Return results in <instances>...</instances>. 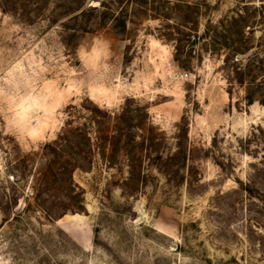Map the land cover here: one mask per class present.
Returning <instances> with one entry per match:
<instances>
[{
  "label": "rangeland",
  "instance_id": "1",
  "mask_svg": "<svg viewBox=\"0 0 264 264\" xmlns=\"http://www.w3.org/2000/svg\"><path fill=\"white\" fill-rule=\"evenodd\" d=\"M261 16L0 0V264H264Z\"/></svg>",
  "mask_w": 264,
  "mask_h": 264
},
{
  "label": "trees",
  "instance_id": "2",
  "mask_svg": "<svg viewBox=\"0 0 264 264\" xmlns=\"http://www.w3.org/2000/svg\"><path fill=\"white\" fill-rule=\"evenodd\" d=\"M248 17V16H247ZM237 18V17H236ZM236 18H234L235 20H237ZM238 18L241 20V21H243V23L241 22V25H240V28L241 29H244V28H247V27H250V29H252V30H254L255 29V27H256V25H255V22H250L249 20H248V18H246L245 16H243L241 13H239L238 14ZM259 24H261L262 26H264V16H261V20L260 21H258V23H257V25H259ZM263 34H262V36H261V38H260V40H259V43H260V45H262L263 47H264V27H263ZM208 32H209V28L207 27V29L205 30V32H204V35H207L208 34ZM251 48V46H249V45H247L246 47H243V48H240L236 53L237 54H240V53H244V52H246L247 50H249ZM238 73H240V72H238ZM241 84L242 83H244L245 82V80L241 77V80L239 81ZM68 125H69V123H68ZM68 127V126H67ZM66 127V129L64 130V132L62 131L60 134H59V140H61V137L64 135V137H62V138H64L66 141H67V143L68 142H71L70 141V139H69V133H71V129H73V128H67ZM75 129H79V127H76ZM73 131V130H72ZM58 143H60L59 141H57ZM66 143V142H65ZM69 144H71V143H69ZM63 145H65V146H67L66 144H63ZM62 145V146H63Z\"/></svg>",
  "mask_w": 264,
  "mask_h": 264
},
{
  "label": "built area",
  "instance_id": "3",
  "mask_svg": "<svg viewBox=\"0 0 264 264\" xmlns=\"http://www.w3.org/2000/svg\"><path fill=\"white\" fill-rule=\"evenodd\" d=\"M177 75L183 78H187L188 77V72H177Z\"/></svg>",
  "mask_w": 264,
  "mask_h": 264
},
{
  "label": "water",
  "instance_id": "4",
  "mask_svg": "<svg viewBox=\"0 0 264 264\" xmlns=\"http://www.w3.org/2000/svg\"><path fill=\"white\" fill-rule=\"evenodd\" d=\"M142 218H143V214L141 212L140 215H139V219H142Z\"/></svg>",
  "mask_w": 264,
  "mask_h": 264
}]
</instances>
